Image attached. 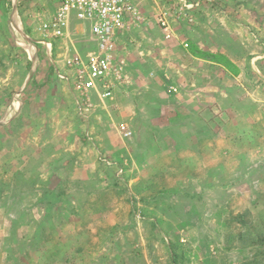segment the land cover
I'll use <instances>...</instances> for the list:
<instances>
[{
	"label": "rangeland",
	"instance_id": "1",
	"mask_svg": "<svg viewBox=\"0 0 264 264\" xmlns=\"http://www.w3.org/2000/svg\"><path fill=\"white\" fill-rule=\"evenodd\" d=\"M46 2L0 0V264H252L264 0H138L118 51L129 83L88 118L51 72L75 50L55 41L48 57L30 27Z\"/></svg>",
	"mask_w": 264,
	"mask_h": 264
},
{
	"label": "built area",
	"instance_id": "2",
	"mask_svg": "<svg viewBox=\"0 0 264 264\" xmlns=\"http://www.w3.org/2000/svg\"><path fill=\"white\" fill-rule=\"evenodd\" d=\"M51 17L41 27L42 44L50 53L55 41L71 38V29L82 25L88 31V48L65 58V68L76 96L79 116L88 118L96 108L95 100H112L115 92L129 83L124 60L120 58L122 36L139 28L144 20L138 0H52ZM169 32L167 18L160 20ZM170 37V34H167ZM125 131V127H122ZM130 136L129 133H125Z\"/></svg>",
	"mask_w": 264,
	"mask_h": 264
},
{
	"label": "crops",
	"instance_id": "3",
	"mask_svg": "<svg viewBox=\"0 0 264 264\" xmlns=\"http://www.w3.org/2000/svg\"><path fill=\"white\" fill-rule=\"evenodd\" d=\"M47 3V2H46ZM47 5H48V7H50V15H47V11H46V15H45V13L44 14H42V13H40V14H38L37 15V17H38V19H37V21L34 23V24H32L30 27H32V29H33V31L34 32H37V34L40 36L39 38V40H37V43L39 44V45H42L43 47L45 46L44 44H42V42H43V36H42V32H41V27H42V25H43V23L45 22V21H47L50 17H51V15H52V13H53V9H54V3L52 2V0H48V3H47ZM48 10H49V8H48ZM42 12V11H41ZM44 18V19H43ZM30 29V28H29ZM85 32H87L88 33V31H87V29L85 28V26H82V25H79V26H77V28L76 29H74V28H72L71 29V33H75V35H80V34H83V33H85ZM126 34H128V33H126ZM28 39H30V38H28ZM31 40V39H30ZM121 40H122V38H121ZM32 41V40H31ZM66 41V40H65ZM33 42V41H32ZM58 42V41H57ZM66 44L69 46V47H67L68 48V50L70 49L71 51H74V52H77L78 50L77 49H79L80 51H78V52H80V53H84L85 52V47H84V45L83 44H81L80 42H77V43H75V42H73V40L72 39H67V42H66ZM25 46H26V44H24ZM28 45V44H27ZM31 45V44H30ZM29 46V45H28ZM53 46H54V44H53ZM31 48H35V46H30ZM70 47H72V48H70ZM29 52V51H28ZM30 53V52H29ZM71 53H73V52H71ZM52 54H53V48H52V50H51V52L49 53L48 51H47V53H46V55L48 56V57H51L52 56ZM50 61H52V60H50ZM64 62L65 61H63V66H62V68H59V67H57L56 66V64H53L54 66H53V68H52V70H51V72H52V74L55 76V78L57 79V80H59V81H65V79H62L61 78V75H63V76H69L70 74H69V72L66 70V68H65V65H64ZM66 83H67V85L69 84V86L71 87V94H72V97H73V101L75 102L74 104H75V108H76V94H75V92L73 91V88H72V84L70 83V81H68V80H66L65 81ZM123 89V87L122 88H119L116 92H115V95H114V97H113V99L112 100H105V101H102V102H111V101H114L115 100V98L117 97V94L120 92V90H122ZM96 109V108H95ZM94 112H95V110H94ZM159 220H160V222H162V224H164V225H167V227L169 226V223H170V221L171 222H173V220H177V222H175L176 224H177V226H179L178 228H177V230H178V232H186V224H184V221L182 220V219H180L179 217H178V214L177 213H175L174 212V210H170V209H167L166 211H164L163 212V214H161V216L159 217ZM187 223V222H186ZM181 238V237H180ZM191 253H192V251H191ZM194 253L196 254L197 252L196 251H194ZM194 254V255H195Z\"/></svg>",
	"mask_w": 264,
	"mask_h": 264
},
{
	"label": "trees",
	"instance_id": "4",
	"mask_svg": "<svg viewBox=\"0 0 264 264\" xmlns=\"http://www.w3.org/2000/svg\"><path fill=\"white\" fill-rule=\"evenodd\" d=\"M239 222L243 223L242 220H240ZM260 242V246L257 247L255 250L254 260L252 264H261L262 260L264 259V237L262 238V240H260Z\"/></svg>",
	"mask_w": 264,
	"mask_h": 264
}]
</instances>
